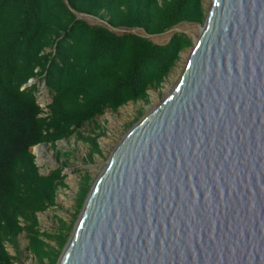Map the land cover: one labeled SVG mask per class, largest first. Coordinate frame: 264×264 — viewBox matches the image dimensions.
I'll return each mask as SVG.
<instances>
[{
  "label": "water",
  "instance_id": "1",
  "mask_svg": "<svg viewBox=\"0 0 264 264\" xmlns=\"http://www.w3.org/2000/svg\"><path fill=\"white\" fill-rule=\"evenodd\" d=\"M191 41L175 84L110 151L56 264H264V0H210Z\"/></svg>",
  "mask_w": 264,
  "mask_h": 264
},
{
  "label": "trees",
  "instance_id": "2",
  "mask_svg": "<svg viewBox=\"0 0 264 264\" xmlns=\"http://www.w3.org/2000/svg\"><path fill=\"white\" fill-rule=\"evenodd\" d=\"M72 9L149 33L184 20L202 22L206 14L203 0H0V264H23L21 232L39 264H56L92 184L84 173L72 219L58 217L53 231L41 229L37 212L54 205L58 187L66 186L63 169L72 152L58 149L56 140L75 134L88 141L89 158L101 152L103 130L95 116L128 100L148 101V89L161 85L192 42L181 31L162 43L119 33L76 17ZM40 80L51 93L46 108L37 100ZM85 123L92 126L85 129ZM40 142L49 143L59 161L47 172L39 170L31 150Z\"/></svg>",
  "mask_w": 264,
  "mask_h": 264
},
{
  "label": "rangeland",
  "instance_id": "3",
  "mask_svg": "<svg viewBox=\"0 0 264 264\" xmlns=\"http://www.w3.org/2000/svg\"><path fill=\"white\" fill-rule=\"evenodd\" d=\"M206 10L210 4V0H203ZM80 16L91 23H99L107 25L105 19H101L91 14H80ZM202 22L180 21L170 28L158 32L147 34L141 27H110L116 32H123V29L132 28L139 34L146 35L149 39L155 42H165L174 31L185 32L190 38L198 34ZM191 45L183 48L180 51V57L172 66L169 73L165 76L161 85L154 88H149V100L143 101L141 99L128 100L120 105L117 109L113 110L106 108L103 113L95 116V120L99 122L103 130V134L98 137L101 152H94L91 158L88 157L89 143L88 141L77 138L75 134L70 135L68 138H61L56 140V146L61 150H72L69 160L63 169L65 173L64 181L66 186H59L56 194V203L49 206L43 211H38L39 225L41 229L53 231L58 224V217H62L67 221L72 219L75 205V195L78 189V183L84 173H89L92 182L104 167L106 159L124 132L144 113L157 104L163 96L171 89L177 81L180 72L185 64ZM34 80V78H33ZM37 100L44 108L46 103L51 99V93L43 80L38 81V88L36 91ZM139 110L142 112L139 113ZM137 117V118H136ZM92 125L84 124L87 129ZM96 128V131L99 130ZM86 131V130H85ZM86 133V132H85ZM31 150L35 154V160L39 165L41 172H47L50 168L56 166L59 161L53 154V149L49 143L40 142L31 146ZM62 159V157H61ZM80 211V210H79ZM79 212L73 220H76ZM72 229V228H71ZM71 231V230H70ZM19 260L23 264H39V262L32 256L29 250L26 249L27 238L24 232L17 235ZM53 243L52 240H49ZM7 249L11 253H15L16 248L6 242Z\"/></svg>",
  "mask_w": 264,
  "mask_h": 264
}]
</instances>
